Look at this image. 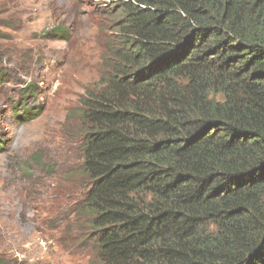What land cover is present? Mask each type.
Instances as JSON below:
<instances>
[{
    "label": "trees",
    "instance_id": "obj_1",
    "mask_svg": "<svg viewBox=\"0 0 264 264\" xmlns=\"http://www.w3.org/2000/svg\"><path fill=\"white\" fill-rule=\"evenodd\" d=\"M116 8L78 109L97 264H264V0Z\"/></svg>",
    "mask_w": 264,
    "mask_h": 264
},
{
    "label": "rangeland",
    "instance_id": "obj_2",
    "mask_svg": "<svg viewBox=\"0 0 264 264\" xmlns=\"http://www.w3.org/2000/svg\"><path fill=\"white\" fill-rule=\"evenodd\" d=\"M118 5L0 0V264H97L78 109L112 71Z\"/></svg>",
    "mask_w": 264,
    "mask_h": 264
}]
</instances>
